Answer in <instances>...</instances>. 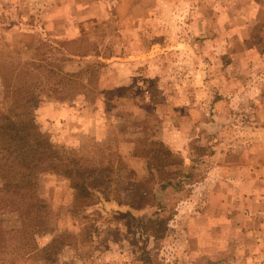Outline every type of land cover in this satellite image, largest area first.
I'll return each instance as SVG.
<instances>
[{"label": "rangeland", "instance_id": "374dc122", "mask_svg": "<svg viewBox=\"0 0 264 264\" xmlns=\"http://www.w3.org/2000/svg\"><path fill=\"white\" fill-rule=\"evenodd\" d=\"M4 115L100 187L39 173L0 264H264V0H0Z\"/></svg>", "mask_w": 264, "mask_h": 264}, {"label": "trees", "instance_id": "16d2710c", "mask_svg": "<svg viewBox=\"0 0 264 264\" xmlns=\"http://www.w3.org/2000/svg\"><path fill=\"white\" fill-rule=\"evenodd\" d=\"M26 90L29 88L24 90L22 87L15 88V92L11 94L15 111L24 106ZM2 119L0 140L3 142V150L8 155L0 165L3 180L0 188V252L4 254L3 251L15 242L19 245L17 247L19 254L26 255L27 251L37 250L36 235L47 227V220L51 218L45 201L37 196L38 174L42 171L59 173L66 177L80 194L87 195L91 189L100 187L99 176L93 174L96 170L91 171L92 173L89 171L83 173L79 168L62 162L58 152L34 132L30 122L20 116L15 115L14 120L11 116L4 115ZM33 122L35 123L34 120ZM147 154L155 160H159L160 154L170 157L173 155L169 149L163 147L154 152L150 150ZM78 175L83 178L78 180ZM12 214L15 218L11 216ZM7 221H11L10 227H6ZM9 238L13 240L7 244Z\"/></svg>", "mask_w": 264, "mask_h": 264}]
</instances>
